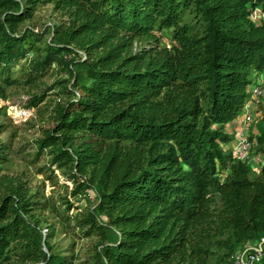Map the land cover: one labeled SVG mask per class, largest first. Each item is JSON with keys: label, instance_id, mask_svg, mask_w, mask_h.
Masks as SVG:
<instances>
[{"label": "trees", "instance_id": "trees-1", "mask_svg": "<svg viewBox=\"0 0 264 264\" xmlns=\"http://www.w3.org/2000/svg\"><path fill=\"white\" fill-rule=\"evenodd\" d=\"M50 6L58 25H26ZM52 68L63 101L39 147L72 189L41 200L9 175L1 108L0 264H235L264 239V107L259 167L227 150L264 75V0H0V100ZM45 212L94 240L84 255Z\"/></svg>", "mask_w": 264, "mask_h": 264}, {"label": "rangeland", "instance_id": "rangeland-1", "mask_svg": "<svg viewBox=\"0 0 264 264\" xmlns=\"http://www.w3.org/2000/svg\"><path fill=\"white\" fill-rule=\"evenodd\" d=\"M60 21L61 16L55 13L50 6L41 11L34 21L26 25L43 33L48 27L58 25ZM50 37L47 35L46 40ZM60 77L59 69L52 68L40 88L20 85L10 90L8 101L0 100V109L7 107L8 119L5 121L7 128L2 135V140L11 148L12 164L9 175L22 176L24 182L28 183L41 200L53 198L58 203L67 195L65 185L70 187V192L72 184L66 180L60 170L51 166L48 153L40 151L39 141L43 139L45 131L51 129L57 105L63 101V98L57 94L59 88L56 83ZM53 87L55 89L51 90ZM38 93L46 94L47 99L38 108H28L31 96ZM248 104L249 108L245 110V115L249 114L254 117V120L251 121L254 128V126L256 127L255 123L263 116L264 103L257 104L250 101ZM231 124L227 126V131ZM227 150L231 153L229 148ZM252 162L254 161L252 160ZM43 215L48 225L57 228V238L53 243L64 255H68L72 249L77 255L82 256L87 248L94 243V240L79 239L73 229L63 228L59 221L53 219L48 212Z\"/></svg>", "mask_w": 264, "mask_h": 264}, {"label": "built area", "instance_id": "built-area-1", "mask_svg": "<svg viewBox=\"0 0 264 264\" xmlns=\"http://www.w3.org/2000/svg\"><path fill=\"white\" fill-rule=\"evenodd\" d=\"M260 16H261V12L258 11L256 13V18L258 17L260 18ZM249 93L251 95L249 102L252 101L257 104L264 103V75L261 77V79L256 84H254L250 88ZM248 103L245 106L246 109H244L243 118H241L242 116L240 117L241 118L240 127H236L233 132L234 141L230 143L229 149L231 151V155L233 156L235 160L251 163L252 160L254 161V158L252 155L254 153L255 145L251 140L250 128H251V121L254 120V117L249 114L245 115V110L249 108ZM234 260H235V264H261L263 263L264 261V239H262V241L257 245L247 246L243 251H241L235 256Z\"/></svg>", "mask_w": 264, "mask_h": 264}, {"label": "crops", "instance_id": "crops-1", "mask_svg": "<svg viewBox=\"0 0 264 264\" xmlns=\"http://www.w3.org/2000/svg\"><path fill=\"white\" fill-rule=\"evenodd\" d=\"M244 114V113H243ZM243 114L241 115L242 116V118H243ZM241 118H239L238 120H235L232 124H231V126H229L228 127V133H230V134H232L233 135V132H234V130H235V128L236 127H240V124H241V120H240ZM252 130V131H251ZM250 132H253V133H257L256 132V127L254 126V128H253V124L251 125V128H250ZM254 161L256 162V165H258V167H259V164H258V162H259V160H257L256 158H254Z\"/></svg>", "mask_w": 264, "mask_h": 264}]
</instances>
